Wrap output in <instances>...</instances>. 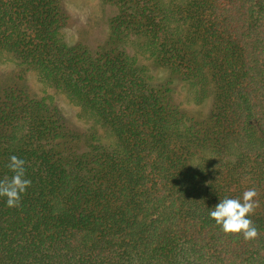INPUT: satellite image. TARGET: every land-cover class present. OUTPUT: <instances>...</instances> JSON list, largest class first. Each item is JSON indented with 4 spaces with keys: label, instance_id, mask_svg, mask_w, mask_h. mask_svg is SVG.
Segmentation results:
<instances>
[{
    "label": "trees",
    "instance_id": "obj_1",
    "mask_svg": "<svg viewBox=\"0 0 264 264\" xmlns=\"http://www.w3.org/2000/svg\"><path fill=\"white\" fill-rule=\"evenodd\" d=\"M102 1L108 37L90 46L65 41L62 0H0V63L33 70L89 126L1 95L0 179L15 155L32 183L19 207L0 197V264H264V0ZM139 57L208 115H181ZM248 188L259 234L245 241L208 213Z\"/></svg>",
    "mask_w": 264,
    "mask_h": 264
},
{
    "label": "rangeland",
    "instance_id": "obj_2",
    "mask_svg": "<svg viewBox=\"0 0 264 264\" xmlns=\"http://www.w3.org/2000/svg\"><path fill=\"white\" fill-rule=\"evenodd\" d=\"M66 16L64 32L69 45L85 43L100 46L108 37L110 8L102 0H62ZM137 63L144 67L155 84L169 89L176 110L190 120L208 115L209 106L189 103L187 85L178 74L151 59L139 57ZM24 91L34 101L44 104L47 113L63 127L77 135L86 134L89 126L78 117V110L59 93L39 81L33 70H25L13 63H0V97L6 90ZM252 128L255 126L251 123Z\"/></svg>",
    "mask_w": 264,
    "mask_h": 264
},
{
    "label": "clouds",
    "instance_id": "obj_3",
    "mask_svg": "<svg viewBox=\"0 0 264 264\" xmlns=\"http://www.w3.org/2000/svg\"><path fill=\"white\" fill-rule=\"evenodd\" d=\"M7 168L12 176L0 179V197L6 198V206L19 207L22 195L31 186V180L25 177V161L15 155L9 157ZM255 188H248L241 197L219 200L213 208L209 209V218L212 219L222 233L239 235L245 241L258 236V229L249 218L259 207Z\"/></svg>",
    "mask_w": 264,
    "mask_h": 264
}]
</instances>
